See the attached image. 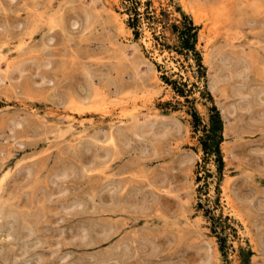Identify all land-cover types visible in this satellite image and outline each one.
<instances>
[{
	"label": "rangeland",
	"instance_id": "374dc122",
	"mask_svg": "<svg viewBox=\"0 0 264 264\" xmlns=\"http://www.w3.org/2000/svg\"><path fill=\"white\" fill-rule=\"evenodd\" d=\"M136 1L0 0V264H264V0Z\"/></svg>",
	"mask_w": 264,
	"mask_h": 264
},
{
	"label": "trees",
	"instance_id": "16d2710c",
	"mask_svg": "<svg viewBox=\"0 0 264 264\" xmlns=\"http://www.w3.org/2000/svg\"><path fill=\"white\" fill-rule=\"evenodd\" d=\"M127 4H129L128 12L129 15L133 14V18L128 19V26L133 29L134 35L137 36L135 23L137 22V17L139 16V13L137 12L135 6L139 4L136 0H124ZM148 4V1L145 2ZM162 16L166 17L165 14L162 13ZM159 21L156 19V22ZM170 32L172 35L176 37L177 45H176V52L179 55H182L184 57H187L188 55H196L195 51V43H196V33L197 28L196 26H193L192 22L188 20L186 17L183 16L182 21L179 22V24L175 25L172 24L170 27ZM198 66H200L199 60H197ZM179 94H183V91H177ZM211 112H214V115L210 117V128L207 131L208 134H206L205 138L207 141H202V150L206 155L209 156H215L216 162L220 167H222V160H221V154L219 150V144L222 140L221 137V122L218 117L217 112L215 111L214 107H212Z\"/></svg>",
	"mask_w": 264,
	"mask_h": 264
},
{
	"label": "bare ground",
	"instance_id": "6f19581e",
	"mask_svg": "<svg viewBox=\"0 0 264 264\" xmlns=\"http://www.w3.org/2000/svg\"><path fill=\"white\" fill-rule=\"evenodd\" d=\"M21 48H22V47H21ZM3 75H4V74H3ZM4 76H5V75H4ZM3 80H4V79H3ZM216 81H217V79H216ZM212 82H213V81H212ZM0 83H1V82H0ZM3 83H4V82H3ZM211 86H212V85H211ZM212 87H213V86H212ZM238 107H239V106H238ZM122 111H123V110H122ZM147 113H148V112H147ZM151 115H152V114H151ZM153 115H154V114H153ZM124 116H126V115H124ZM147 116H148V115H147ZM118 118H119V117H118ZM154 119H156V117L153 118V120H154ZM154 121H155V120H154ZM158 121H159V120H158ZM155 123H156V122H155ZM157 123H158V122H157ZM160 123H161V122H160ZM160 123H159V124H160ZM146 124H149V123L147 122ZM152 124H153V123H152ZM163 124H165V123H163ZM157 125H158V124H157ZM157 125H156V126H157ZM160 125H162V124H160ZM160 125H158L159 128L162 127L161 129L163 130L165 127L163 128V125H162V126H160ZM156 126H155V127H156ZM133 130H134V129H133ZM77 134H78V133H77ZM109 134H110V133H109ZM112 135H113V134H112ZM71 136H72V135H71ZM78 136H79V135H78ZM78 136H77V137H78ZM110 137H111V136H110ZM108 142H109V141H108ZM110 143H112V142H110ZM7 173H8V172H7ZM5 174H6V172H5ZM8 174H9V173H8ZM6 175H7V174H6ZM6 175H5V177H6ZM3 176H4V175H3ZM2 178H3V177H2ZM4 180H5V179H4ZM0 181H1V180H0ZM4 182H5V181H4ZM0 183H1V185H2V181H1Z\"/></svg>",
	"mask_w": 264,
	"mask_h": 264
}]
</instances>
